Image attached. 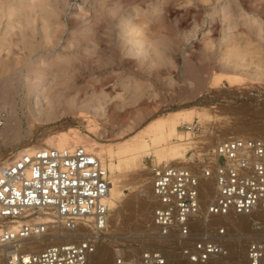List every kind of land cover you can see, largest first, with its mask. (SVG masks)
<instances>
[{
  "label": "rangeland",
  "instance_id": "rangeland-1",
  "mask_svg": "<svg viewBox=\"0 0 264 264\" xmlns=\"http://www.w3.org/2000/svg\"><path fill=\"white\" fill-rule=\"evenodd\" d=\"M260 1L0 0L1 77H8L6 70L14 62L22 66L26 61L29 67L53 60L69 67L77 64L76 70L64 72L74 83L70 96L79 97L82 104L103 105L99 113L93 107L83 110L85 114L61 111L53 121L30 123L20 86L15 109L21 125L16 137L0 133V166L28 152L24 148L45 147L47 139L53 142L71 128L101 146L118 149L157 118L169 122V129L176 119L172 139L191 140L185 148L186 162L173 166L191 165L199 152H208L232 135L264 136V0ZM56 68L51 67L48 78L59 74ZM72 72L78 74L76 79L69 77ZM26 74L27 67L19 74L24 75L23 83ZM187 111L194 112L192 119L181 117ZM197 120L205 127L202 133L182 128ZM155 159L147 156L136 166H118L122 195L115 209L110 208L109 227L87 264H116L120 251L128 262L145 247L160 248L167 264H193L181 253L179 234L160 238L151 224L152 169L159 164ZM109 160L105 156L107 167ZM209 182L213 184L205 180ZM198 219L191 227L196 238L218 237L217 227H226L225 253L204 264H245L248 242L264 233V216L254 212L213 217L209 225Z\"/></svg>",
  "mask_w": 264,
  "mask_h": 264
},
{
  "label": "built area",
  "instance_id": "built-area-1",
  "mask_svg": "<svg viewBox=\"0 0 264 264\" xmlns=\"http://www.w3.org/2000/svg\"><path fill=\"white\" fill-rule=\"evenodd\" d=\"M200 134L198 120L182 125ZM212 133V129L208 130ZM151 224L160 238H181V253L204 264L225 253L222 235L193 237L195 219L264 210V136H234L199 152L189 166H153ZM205 180L212 181L205 203ZM110 171L84 145L38 147L0 166V253L2 264H87L110 222ZM47 244L37 246L39 244ZM116 264H167L158 247H145ZM245 264H264V233L248 242Z\"/></svg>",
  "mask_w": 264,
  "mask_h": 264
},
{
  "label": "bare ground",
  "instance_id": "bare-ground-1",
  "mask_svg": "<svg viewBox=\"0 0 264 264\" xmlns=\"http://www.w3.org/2000/svg\"><path fill=\"white\" fill-rule=\"evenodd\" d=\"M262 1H260V3ZM262 8L261 10H263ZM238 53H240V56L238 55V58L239 59L243 58L244 56L242 55L243 53L242 54L241 52ZM47 62L46 61L43 62L47 64L46 66L44 64L43 66L41 65L42 63H40L33 65L32 67H29L31 63L29 64L26 61L25 63H23L22 66H21L22 64L21 62L19 66L17 64L18 62L17 63L14 62L12 64L10 63V65L9 64L8 65L11 66V68L8 67L9 70L8 68L6 70L9 71L8 77H6L7 74L6 76L1 77V73L3 74V72L1 71L2 66H0V105L3 104L2 105L3 107L2 106L1 107L4 110L7 108L5 112H3V110L0 109V111H2L0 112V131H1L0 133L5 134L8 132L11 136H15V137L19 133L21 119L19 117L20 115H18L17 113V109L15 108L17 104L16 94L18 90H20L19 89L20 86H23L25 90V95L27 97V99L24 100L23 105H27L26 108L28 107L26 112H29V115L27 114V117L30 116L28 119L30 123L34 122L36 124L37 122L38 124L41 122L53 121L54 119L59 117V113L61 111H65V112L79 111L80 113H82L83 110L90 109L91 107L95 108L98 111V109L101 108V106H103L102 104L99 103L90 104L89 102L87 104H84L83 102L82 104V102L80 103L79 97L70 96L71 90H73L72 87H74L73 85L74 83H70L69 80L64 78L65 77L64 72L67 73V71H71L73 69L76 70V67H78L79 65L69 63L70 64L69 67V65L66 62L57 61V60L56 61L53 60L50 63ZM53 65L57 66L56 69H58V71L60 72L59 74L53 76V78L51 79L52 76L50 78H48V76L50 73L53 72V69H51ZM25 67H27V74L25 76V82L23 83L22 80L24 75L22 76L19 74L22 73V71H24ZM74 72H72V74L69 76L72 79H76L78 77V74ZM257 76L258 77L263 76V70L257 71ZM229 80L231 82H234L232 78H229ZM21 92L24 91L22 90ZM4 106L6 108H4ZM83 114H85L84 111ZM193 114L194 112L187 111V113L185 115H182L181 117L186 118L188 120V119H192ZM204 114L207 115V113H200V115H204ZM32 115H35V117L31 118ZM178 117H180V115H178L177 118ZM167 118L170 117L167 116ZM91 121L94 120L90 119V122ZM173 121L174 123L172 124V128L169 129L167 127V123L169 122H167L164 118L161 119L157 118L152 120L143 128L141 132L135 134L129 140H127V142L121 144L118 147V149H114L112 147H104V145L101 146L98 141H94L91 140V138L83 136L80 132H78V130H74V128H71V130L67 129V131L65 132H61L63 134L58 135L55 139L52 137V139H54L53 142L47 139L46 146L66 147V146L84 145L87 148L91 146L94 151H96L99 155H101V159L105 164H106V162L104 161L105 156L109 157L111 161L109 160L110 164H108L109 165L108 168L110 170L111 182H110L109 197L107 201L110 208L115 209V207L118 204V200L121 198L122 195L121 193L123 189L121 185L122 180L120 178V175L117 173V168L118 166H120V164L125 167L136 166L138 159H145V157L147 156H153V157L155 156L156 157L155 160H157V162L159 163L181 164L186 162L184 158L185 148L188 144H190L191 140L189 137L179 139L178 137L180 136H178L176 140L172 139V135L177 132L176 126L174 125L176 119ZM231 137H234V135H232ZM32 149L33 147H26L23 150L32 151ZM101 150L104 151V153H102ZM20 152H22V150ZM115 156L119 158V162L117 161L118 163L114 161ZM137 185H138L137 187H141L142 184L139 181V184ZM209 186H211L210 182L204 184L205 187L203 190L204 200L211 199L212 193ZM254 213H257V215L261 217L264 216V210H256L254 211ZM111 215L113 214L111 213L110 216ZM241 215L244 216V214ZM228 216L233 217L234 215L231 214ZM45 242L37 246H43L47 244Z\"/></svg>",
  "mask_w": 264,
  "mask_h": 264
},
{
  "label": "crops",
  "instance_id": "crops-1",
  "mask_svg": "<svg viewBox=\"0 0 264 264\" xmlns=\"http://www.w3.org/2000/svg\"><path fill=\"white\" fill-rule=\"evenodd\" d=\"M251 122V121H248V123Z\"/></svg>",
  "mask_w": 264,
  "mask_h": 264
}]
</instances>
